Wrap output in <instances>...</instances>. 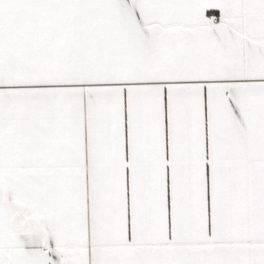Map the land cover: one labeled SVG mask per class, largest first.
<instances>
[{
    "label": "snow or ice",
    "instance_id": "1",
    "mask_svg": "<svg viewBox=\"0 0 264 264\" xmlns=\"http://www.w3.org/2000/svg\"><path fill=\"white\" fill-rule=\"evenodd\" d=\"M0 264H264V0H0Z\"/></svg>",
    "mask_w": 264,
    "mask_h": 264
}]
</instances>
